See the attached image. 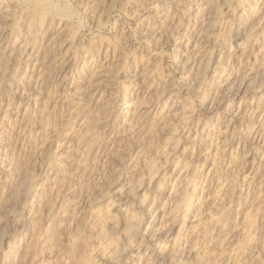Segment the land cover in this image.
Listing matches in <instances>:
<instances>
[{"label": "rangeland", "instance_id": "rangeland-1", "mask_svg": "<svg viewBox=\"0 0 264 264\" xmlns=\"http://www.w3.org/2000/svg\"><path fill=\"white\" fill-rule=\"evenodd\" d=\"M0 264H264V0H0Z\"/></svg>", "mask_w": 264, "mask_h": 264}, {"label": "bare ground", "instance_id": "bare-ground-1", "mask_svg": "<svg viewBox=\"0 0 264 264\" xmlns=\"http://www.w3.org/2000/svg\"><path fill=\"white\" fill-rule=\"evenodd\" d=\"M116 245V244H115Z\"/></svg>", "mask_w": 264, "mask_h": 264}]
</instances>
